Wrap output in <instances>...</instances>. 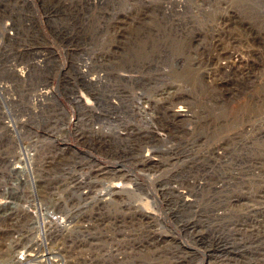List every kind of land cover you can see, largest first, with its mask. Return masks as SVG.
<instances>
[{"label":"rangeland","instance_id":"1","mask_svg":"<svg viewBox=\"0 0 264 264\" xmlns=\"http://www.w3.org/2000/svg\"><path fill=\"white\" fill-rule=\"evenodd\" d=\"M171 2L0 0V83L11 84L19 100L9 105L0 97V112L13 114L12 128L0 118V161L11 150L14 131L31 134L34 55L48 47L58 60L71 57V48L86 56L103 53L119 62V71L133 65L136 77H143L142 67L160 64V73L176 76L192 117L180 121L179 139L166 142L176 148L175 163L165 166L168 187L155 190L156 203L143 204L142 191L129 195L139 205L101 207L106 220L100 243L110 246L101 263L264 264V0H188L176 8ZM216 10L223 20L213 18ZM224 26L235 32H221L226 50L253 63L250 75L228 84L222 81L226 59L199 64L211 33ZM22 65L28 77L15 71ZM13 116L24 118L17 125ZM1 234L4 260L9 254Z\"/></svg>","mask_w":264,"mask_h":264},{"label":"built area","instance_id":"2","mask_svg":"<svg viewBox=\"0 0 264 264\" xmlns=\"http://www.w3.org/2000/svg\"><path fill=\"white\" fill-rule=\"evenodd\" d=\"M71 51V57L58 60L46 48L31 57V72L14 66L21 77L31 73V134L14 131L11 150L0 161V214L9 211L0 220V232L4 253L11 254L0 264H14L7 249L42 253L54 264H102L100 255L110 254V246L100 243L101 221L106 220L101 207L139 205L129 195L142 191L143 204L156 203L160 194L155 190L168 187L165 166L175 163L176 148L165 159L146 143L158 146L165 131L179 139L180 121L192 117L187 105L183 116L178 112V80L172 71L154 80L151 73L159 72L160 65L147 73L145 67L143 84L127 86L113 77L118 72L129 81L140 75L134 67L117 71L106 54L86 57L79 49ZM11 87L0 83L4 104L19 102ZM10 115L0 112L4 122ZM23 118H15L17 125ZM139 155L154 156L151 166L139 164ZM22 168L27 173L16 175ZM119 193L128 199H118ZM10 242L13 246L4 247Z\"/></svg>","mask_w":264,"mask_h":264},{"label":"bare ground","instance_id":"3","mask_svg":"<svg viewBox=\"0 0 264 264\" xmlns=\"http://www.w3.org/2000/svg\"><path fill=\"white\" fill-rule=\"evenodd\" d=\"M95 1H97V2H100V3H102V2H104L105 0H95ZM173 2H171V5L172 4H174L173 6H175V8L177 7V5L178 6H180V4H182L183 2L182 1H188V0H172ZM170 2V1H169ZM221 4V3H220ZM229 10V9H228ZM217 11V10H216ZM218 12L219 11H217V14H218ZM222 12V11H221ZM231 12V10L230 11H228L227 13H230ZM262 12V11H261ZM226 13V14H227ZM264 13V12H263ZM261 16V15H260ZM235 15H233V16H231L230 15V17H229V21H230V23H233V21H235ZM195 18V17H194ZM214 19H219L220 21L221 20H223V18L218 14V15H216V17H213ZM210 20V19H209ZM229 23V24H230ZM219 25V24H218ZM213 26H215V25H213ZM225 28H227V26H224L222 29L221 28H216V33L214 32V33H211V36H210V38H209V41H208V43L206 44V51L203 53V54H201L200 56H201V58H202V61H203V63L201 62V63H199L200 65H202V64H208V65H210V64H212L213 62H215V61H219V59H226L227 60V62H225L224 63V65H222L223 67H222V74L224 75V77L222 78V81H226L227 82V84H228V82H229V80L230 79H234L235 80V78L237 79H240V77H243V76H247V75H250L251 74V72H252V69H253V63L251 62V59L248 57V56H241V57H239L238 56V52H235V51H233V50H226V48H225V46H223V40L222 39H224L223 37H222V35H221V32H225V33H228V32H230L231 34H235V32H232V31H234L233 30V28H231V29H226L225 30ZM218 29H220V30H218ZM215 31V30H214ZM237 35V34H236ZM248 35V34H247ZM238 37V36H237ZM245 40V39H244ZM249 41V40H248ZM241 43V42H240ZM250 43V42H249ZM252 43V42H251ZM253 44V43H252ZM213 50H214V53H212L213 52ZM224 50V51H223ZM244 50H246V49H244ZM227 51H228V53H227ZM250 51H253L252 49L250 50ZM249 52V51H248ZM241 55H242V53H240ZM35 56V55H34ZM86 57H88V56H86ZM247 57V58H246ZM112 61H113V65H114V67H115V69L117 70V71H119V69H118V67H117V65H118V61H116V60H113L112 59ZM155 62V61H154ZM158 62V61H157ZM156 62V63H157ZM206 62V63H205ZM253 62H255V61H253ZM223 64V63H222ZM146 65H148V64H146ZM157 65V64H156ZM160 65V64H159ZM158 65V66H159ZM133 65H130V67H132ZM85 64H83V66L80 68V69H82V70H85ZM153 67V66H152ZM148 68V67H147ZM142 70H144L145 69V67H142L141 68ZM140 70V69H139ZM146 70V69H145ZM159 70H161V67L159 68ZM212 69H209V71H211ZM22 72H23V69L21 70ZM134 71H138L137 69L136 70H134ZM208 71V72H209ZM159 73V74H158ZM209 73H212V71L211 72H209ZM153 74V75H152ZM160 75V72H155V73H151V76H153V79L155 80V79H157V76H159ZM117 76L118 77H113V81L114 82H117V81H119V80H121V81H128L127 80V78H125L124 76H122V74H119V73H117ZM216 77V76H215ZM227 78V79H226ZM36 81H38V80H36ZM143 81H144V78L143 77H134L133 79H130L128 82H132V83H141V84H143ZM90 82H91V84H96V82L93 80V79H91L90 80ZM111 95H113L114 93H115V91L114 90H107ZM180 91V90H179ZM108 92H107V94H108ZM179 95H178V112H179V114H181L182 115V112L185 110V103L187 102V101H185L184 100V95L181 93V92H179L178 93ZM116 95V97H118L117 96V94H115ZM120 103H121V101H120ZM144 103H146V101H144ZM138 104H141V102H139ZM116 106V108H118V105H115ZM140 107H141V109H140V111L142 112V113H145L144 112V108H143V106H141L140 105ZM183 113H185V112H183ZM183 116V115H182ZM4 124H5V126L6 127H8V128H12L13 126H12V123H11V120H8L6 123L4 122ZM163 126V124L162 123H158L157 122V127H159V128H161ZM165 133L166 134H164V136L158 141V146H156V147H153V146H149V142L150 141H148L146 144H147V147H149V149H153L154 150V153L156 152L157 154H160V155H162L163 157H165V159L168 157V155L170 154V153H172L173 151H171V152H168V151H170V149L169 148H171V150H173L174 148H173V144H170V145H166V142H167V140L169 139V138H172V136L170 135V134H168V132L167 131H165ZM237 136V135H236ZM124 137L122 136L121 137V139H123ZM174 138V137H173ZM175 140H176V138H175ZM159 144H162V145H164V146H160ZM176 146V145H175ZM162 148H164V149H162ZM216 151V150H215ZM215 151H214V153H215ZM170 156V155H169ZM152 158H154V156H151L150 158H147V159H145L144 158V156L143 155H140V160L138 161V163L139 164H144L145 166H151V164H152V161L150 160V159H152ZM174 158V157H173ZM20 172H23L24 174L25 173H27V171H25V168H22L20 171H17V172H15L16 173V175L18 174V173H20ZM189 183V182H188ZM264 194V193H263ZM121 204H123V203H121ZM9 213V211H6L5 212V214H0V220L2 219V217L3 218H6V215ZM17 242H18V239L16 240ZM13 242H10L9 243V245H4V247H11V246H13ZM7 250H9L10 252H12L13 254H14V258H13V262H11V263H14V264H30V260H38V262H39V264H54V261L51 259V258H49V257H47V256H45L44 254H42V253H35V254H33V251H31V253H29L28 251L27 252H23V251H21V250H19V251H13V250H11V249H7ZM9 254V253H8ZM9 257H11V254H9ZM117 259H119V261H120V258H119V256H117Z\"/></svg>","mask_w":264,"mask_h":264}]
</instances>
